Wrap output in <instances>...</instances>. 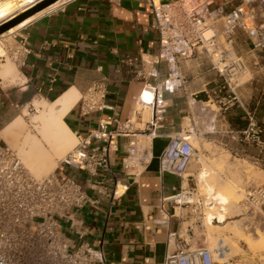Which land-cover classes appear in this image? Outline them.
<instances>
[{
  "label": "crops",
  "instance_id": "1",
  "mask_svg": "<svg viewBox=\"0 0 264 264\" xmlns=\"http://www.w3.org/2000/svg\"><path fill=\"white\" fill-rule=\"evenodd\" d=\"M55 5L22 24L15 38H10L11 45L23 39L29 50L23 65L9 58L17 71L14 78L2 74L6 57L0 62V143L12 141V137L5 134L9 125L21 121L28 127L27 116L35 102L51 103L67 93L79 99L92 81L102 78L107 89L104 103L109 108L81 114L76 99L64 114L63 123L75 138L94 130L102 117L115 114L120 121L128 119L131 129L141 134L150 112L136 100L140 84L121 59L137 55L147 58L154 53L157 44L150 5L143 0H60ZM234 47L250 69L248 78L235 82L238 103L221 109L209 101L210 88L221 79L207 61L194 56L181 62L185 83L172 93L162 94L166 104L164 122L157 136L143 146L147 161L122 170L127 138L118 137L116 150L108 158V169H99L90 178L95 185L106 187V192L98 195L97 205L86 203L74 211V219L81 220L74 228L70 227L68 219L60 220L68 239L75 244L83 242L100 248L106 264H160L172 249L173 239L176 241L177 236L185 239L184 221L180 216L182 207L163 198L180 186L185 188V177L191 173L179 179L157 170V157L175 132L189 130L188 140L195 139L200 149L208 142L220 149L223 154L214 159V166L225 164L226 168L235 166L237 169L243 163L234 164L229 160H239L264 170V63L249 52L241 35ZM158 70L163 77L165 65L160 63ZM141 98L150 100L146 92ZM246 112L253 115L254 122L262 129V144L238 142L227 132L245 127ZM112 127L113 124L108 126ZM200 156L206 160L202 154ZM256 160L261 163L255 164ZM195 165L197 180L202 170L200 163ZM52 172L59 178H73L92 195L85 183V173L60 160ZM74 229L82 232L81 238ZM170 232H174V236H170Z\"/></svg>",
  "mask_w": 264,
  "mask_h": 264
},
{
  "label": "built area",
  "instance_id": "2",
  "mask_svg": "<svg viewBox=\"0 0 264 264\" xmlns=\"http://www.w3.org/2000/svg\"><path fill=\"white\" fill-rule=\"evenodd\" d=\"M143 1L151 8L156 49L147 58L137 55L121 59L140 84L136 100L150 112L141 134L131 129L128 119L120 121L115 114H110L102 117L88 134L76 135L74 146L60 162L87 175L85 183L92 190V195H88L69 176L59 178L51 172L34 178L24 168L16 152L6 143H0V264H106L100 248L83 242L75 244L68 239L60 220L68 219L70 227L74 228L81 224V220L74 219V211L86 203L93 207L97 205L98 195L105 193L106 187L95 185L90 178L97 170L108 169V158L116 150L117 138H127L126 152L121 159L122 170L147 161V151L142 142L145 138L150 141L157 136V130L163 125L166 104L162 94L172 93L185 83L181 62L194 56L207 61L221 79L210 88L208 98L221 109L238 103L234 93L235 82L246 72V63L235 52L238 35L247 42L249 52L259 56L264 63V0ZM17 30L9 34L11 39L15 38ZM28 52L23 39L13 45L6 44L8 57L21 65ZM2 60L0 57V62ZM160 63L166 68L163 77L159 75ZM106 92L105 79L92 81L78 99L79 112L86 114L109 108L104 103ZM144 92L150 95L149 101L141 98ZM245 115V127L227 132H231L238 142L262 144V129L254 122L251 113L246 112ZM110 124H113L112 128H108ZM190 133L189 130H181L169 137L157 157L158 173L183 179L194 155L188 140ZM254 162L259 165L261 160ZM186 177L191 178L190 175ZM192 191L193 188L180 186L163 200L178 206L190 204L179 203L175 198ZM243 204L247 208L262 206L264 185L247 188ZM196 223L201 225L199 219ZM75 232L78 238L83 235L79 230ZM174 234L169 233L170 236ZM191 235L188 233V239ZM189 241L178 236L176 241L173 239L172 249L160 264H225L215 259L223 253V247L209 249L192 246Z\"/></svg>",
  "mask_w": 264,
  "mask_h": 264
},
{
  "label": "bare ground",
  "instance_id": "3",
  "mask_svg": "<svg viewBox=\"0 0 264 264\" xmlns=\"http://www.w3.org/2000/svg\"><path fill=\"white\" fill-rule=\"evenodd\" d=\"M39 1L41 0H0V23H3L13 18L14 16L22 13L23 11L32 7ZM58 1L60 0H56L50 3L49 5L43 7L42 9L26 16L24 19H22L21 21L14 24L13 26H11L10 28H8L7 30H5L4 32L0 34V57H3V59L6 57L7 59L6 66L2 67V74L5 73L6 76H10L11 78H14V76H16V73H17L15 66L11 64V62L9 61L10 59L8 55L6 56L4 37L6 36L9 37L10 33L17 30L22 24H26L30 22L36 16H39L46 9H52L54 6H56L55 3H57ZM76 99L78 98H75V97L73 98L69 93H67L65 96L51 103L35 102L34 103L35 114L33 115L28 114L27 116L29 118V121H28L29 123L27 124L28 127L27 126L25 127L26 122L25 124L22 123L21 121H17L13 123L15 121L14 120L12 122L13 124L11 126L9 125L8 129H6L7 132L4 131L6 132L5 134H8V136H11L13 138L12 139L10 137L12 140L11 142L13 143L9 145L12 146L13 149H15L16 155L19 158L20 162L22 163L24 168L34 178L36 177L40 178L42 176H45L51 173L54 170L55 166L57 165V162L64 157V155L69 151L70 148H72V146H74L73 144L75 142V138L73 134H71V132L68 130L66 125L63 123L62 119H63L64 114L76 102ZM18 125L19 126L22 125V128H19ZM192 148L193 150H195L193 146ZM195 159L196 158L194 159L192 158L190 161L193 162ZM233 168H236V167L234 166ZM212 169H210V171H212ZM210 171L208 168L204 167L202 171L198 174V181L200 184L203 185V188L205 190V196H206L205 199L207 201V202L205 201L206 202L205 204L203 202V207L205 206L208 210V211L206 210L207 213L204 211L206 213L204 221L206 223V228H208V233H209L207 235H209L208 236L210 238L209 241L217 242L218 238H216L217 236L216 237L214 236L215 234L214 228H216L217 225H214V221L217 224H223L225 222V218H227L226 217L227 213L233 209L234 204L233 205L231 204L232 200L229 199L227 194H225L224 192L217 191L215 189V188H219L222 185L223 180L222 182L220 181L221 178L209 180V176H211ZM186 172L183 174V176L186 174ZM175 199H177L179 203H182V202L191 203V204L198 203L193 192L191 194H186L185 192H183L179 196H177ZM237 207L238 205L236 206L235 209H233L235 212L237 211ZM234 211H232L231 213H233ZM231 213H228V214H231ZM229 225L237 226L238 224L231 222ZM221 226L224 229L226 225L224 223V225H221ZM237 227H239V225ZM226 231L228 232L226 234L229 235L230 232L228 231V228ZM212 232L214 233L213 235H212ZM234 234H232L233 239L235 237ZM236 234H237L236 236H238L239 238L240 234H238V232ZM262 234L263 233L261 232L260 236H258V233H256V236L259 237V238L256 237L259 240L257 241L256 239L257 241L256 243L259 242V244L262 247H264V235ZM219 235L221 236L220 233ZM241 235H242V232H241ZM223 236H225V234H223ZM242 237L244 238L245 236H242ZM243 238L241 240H243ZM248 239L247 241H245V243L251 249L252 244L250 243L253 240V238H251L252 239L251 241H249ZM252 242L254 243L255 241L253 240ZM218 244H219L218 246H221V247L224 245L222 240L221 242L218 241ZM227 244H225V246L223 247H226ZM259 244H256V245H259ZM231 247H234V246L231 245ZM255 248L256 246H254V248L252 249H255ZM222 255L223 254H221V256ZM215 258H217V256Z\"/></svg>",
  "mask_w": 264,
  "mask_h": 264
},
{
  "label": "rangeland",
  "instance_id": "4",
  "mask_svg": "<svg viewBox=\"0 0 264 264\" xmlns=\"http://www.w3.org/2000/svg\"><path fill=\"white\" fill-rule=\"evenodd\" d=\"M4 41H5V44H9L10 43V37H8V36L4 37ZM249 73H250V69H248V67H246V72L238 80L241 81L243 79L248 78L250 76ZM29 113H32V114H29ZM29 113H28L29 115L35 114L34 108H33V110H30ZM189 136H190V134H189ZM196 136L199 137V139L201 138L197 134H196ZM75 141H76V139H75ZM189 142L195 148L194 155L192 158L193 159L196 158V156H197L196 154H198V153H199V155L197 156V160L196 161L194 160L193 162L190 161L187 168H186L187 172L186 171L185 172H186V174L191 173V175H190L191 178L185 177V181H186L185 188H187V187L193 188L192 192H193L195 198L197 199L198 203H194V204L190 203V204H186V205L181 206L182 210H181L180 216H182V219L184 221V223L182 224V230L184 231L183 233L185 234V239L190 240L189 244L192 246H206L209 249H212V248L218 246L219 245L218 241L221 242V240L224 244V245L222 244L223 246H225V244L228 243L229 245L227 244L226 247L222 246L224 248V250H223L224 252L222 253L223 255L222 256L219 255L220 257L217 256V258H215L218 263L221 262V263H225V264H264V247H262L259 244V242L256 243L257 241H259L258 236H260L261 232L263 233L262 235H264V204L262 206H260L259 208L258 207L247 208L243 204L244 194H245V191L247 188L255 187L257 185H264V170L260 169L259 167L252 165L251 163H249L247 161H239V160H229V162L230 161L234 162V164H240V163L242 164L243 163V166L242 167L239 166L237 169H235L233 167L226 168L224 166L225 164H220V165L214 166V164H215L214 159L223 154V153H221L222 151L220 149L214 147L208 141H207L208 144L206 145V147H203L202 149L198 148V144L195 141V139L189 138ZM142 143H143V146H147L149 143V140L144 139V141ZM6 144L11 149H13V147L9 145L10 143H6ZM74 144H75V142H74ZM13 150L15 151V149H13ZM217 152H219V153H217ZM200 154H202L206 160H203L201 158ZM224 156H227V155H224ZM196 162L200 163L201 170H202V168L206 167L210 171V167L208 166V164H211V166L214 167V171L213 170L210 171L211 176H209V180L221 178L220 181L222 182V180H223L222 185L219 188H215V189L217 191L224 192L225 194H227L229 199L232 200L231 201L232 205L233 204L236 206L238 205L236 212L233 210L236 208V206H234V205H233V209L228 212V213H231L232 211H234L233 213L235 215L233 213H231L232 215L227 213V215H226L227 218H225L224 223L226 226L224 229L227 230V228H228V231L230 232L229 235L226 234L228 232L226 230H224L223 227L221 226V225H224V223L223 224H217L214 221V225H217V226H216V228H214L215 234L212 232V235L214 234L215 237L217 236L216 238L219 239V240L217 239V242L216 241H214V242L209 241L210 238L208 237L209 235H207L209 233H208V228H206V223L204 220H205V216H206L205 214L207 213L208 210L205 206L203 207V202L205 204L207 201L205 199L206 196H205V190L203 188V185L199 183L198 178H197V180L195 178V172H197L196 171L197 166L195 165ZM42 177H44V176H42ZM36 178H38V177H36ZM187 178H189L190 180H187ZM203 213H204V215H203ZM229 215H231V216H229ZM198 219L201 221L200 226H198L196 223V221ZM231 222L237 223L239 225V227H237L238 225L237 226L229 225ZM240 228H241V230H240ZM223 230H224V232L225 231L226 232L224 233ZM221 232H223V233H221ZM237 232H238V234H240L239 238H238V236H236ZM241 232H242V235H241ZM188 233L192 234L191 237H189V239H188ZM219 233L221 234L222 237L219 235ZM256 233H258V236H256ZM223 234H225V236H223ZM232 234H234V236H235L234 239L232 238L233 237ZM242 236H245V237L243 238ZM230 237L233 241L230 239ZM256 237H258V238H256ZM242 238L244 241L241 240ZM251 238H253V240L255 241L254 243L252 242L253 240ZM247 239L249 241L252 240L250 244H252V248H254V246H256L255 249H252V248L250 249L246 245L245 241H247ZM256 239H257V241H256ZM230 244L233 245L234 247H231ZM256 244H259L261 247L259 245H256ZM235 245H236V247H235Z\"/></svg>",
  "mask_w": 264,
  "mask_h": 264
},
{
  "label": "water",
  "instance_id": "5",
  "mask_svg": "<svg viewBox=\"0 0 264 264\" xmlns=\"http://www.w3.org/2000/svg\"><path fill=\"white\" fill-rule=\"evenodd\" d=\"M56 0H41L38 3H36L35 5H33L32 7L28 8L27 10L23 11L22 13L14 16L13 18L0 23V34L2 32H4L5 30H7L8 28H10L11 26H13L14 24L18 23L19 21H21L22 19H24L26 16L42 9L43 7L49 5L50 3L54 2Z\"/></svg>",
  "mask_w": 264,
  "mask_h": 264
}]
</instances>
